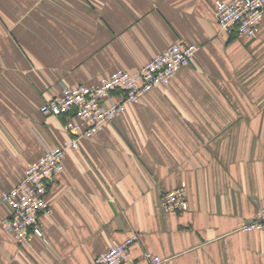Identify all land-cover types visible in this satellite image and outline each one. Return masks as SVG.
Here are the masks:
<instances>
[{"label": "crops", "instance_id": "0c3cea01", "mask_svg": "<svg viewBox=\"0 0 264 264\" xmlns=\"http://www.w3.org/2000/svg\"><path fill=\"white\" fill-rule=\"evenodd\" d=\"M217 0H0V264H93L113 241L159 264H264V13L254 38L219 27ZM230 1V0H221ZM175 41L198 46L166 86L66 151L43 237L2 227L1 193L67 138L40 106L63 86L135 71ZM182 182L187 210L161 196Z\"/></svg>", "mask_w": 264, "mask_h": 264}, {"label": "built area", "instance_id": "2783aa9c", "mask_svg": "<svg viewBox=\"0 0 264 264\" xmlns=\"http://www.w3.org/2000/svg\"><path fill=\"white\" fill-rule=\"evenodd\" d=\"M264 13V0H217L214 15L221 29L239 37H256ZM198 46L175 41L151 57L139 69H115L93 85L63 86L59 94L40 106L43 115L63 116L67 138L48 149L28 165L23 178L14 187L1 193V201L8 213L2 221L3 229L18 242L43 237L41 215L51 214L46 199L48 188L64 168L66 151L78 147L82 138H90L112 122L127 104L139 103L150 90L166 86L174 75L195 58ZM161 207L173 214L188 208L186 184L166 191L161 196ZM238 230L264 233V206L254 215L242 220ZM137 240L131 235L124 241H113L99 253L93 264H159L163 259L150 252L141 259L132 257L130 245Z\"/></svg>", "mask_w": 264, "mask_h": 264}]
</instances>
